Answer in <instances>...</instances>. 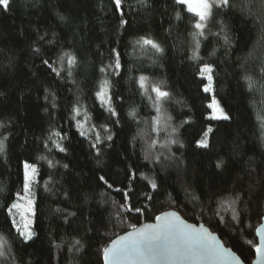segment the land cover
<instances>
[{"label":"trees","instance_id":"obj_1","mask_svg":"<svg viewBox=\"0 0 264 264\" xmlns=\"http://www.w3.org/2000/svg\"><path fill=\"white\" fill-rule=\"evenodd\" d=\"M233 4L213 10L199 61L198 17L176 0H123L120 10L113 0L0 7V264H103L112 240L172 210L253 262L264 215V11L260 0ZM142 38L163 52L136 44ZM113 49L119 74L108 67ZM204 63L214 69L212 92ZM106 79L116 115L97 96ZM155 86L170 94L159 113L148 99ZM213 98L228 119L211 118ZM74 109L90 133L81 135ZM26 163L36 170L27 242L8 212L25 192Z\"/></svg>","mask_w":264,"mask_h":264},{"label":"snow or ice","instance_id":"obj_2","mask_svg":"<svg viewBox=\"0 0 264 264\" xmlns=\"http://www.w3.org/2000/svg\"><path fill=\"white\" fill-rule=\"evenodd\" d=\"M115 8L120 10L122 7L123 0H113ZM143 2V0H141ZM177 4L187 5V11L194 13L198 19L194 23L195 29L198 31L193 33V39L195 42V49L193 51V59L199 61L201 57L198 55L200 48V39L198 37L206 38L205 28L208 22L212 19L214 9L234 7L233 0H176ZM262 11H264V0H260ZM10 5V0H0V7L7 10ZM123 17V12L120 13ZM179 19V17H178ZM264 20V17H261ZM121 25L127 23V21L121 19ZM262 41H264V34L261 36ZM225 43H228V37H224ZM136 44H140L141 47H150L156 52H163L161 46L151 39L142 38L136 41ZM114 54V63L109 65L116 74H119V69L121 68V54L115 49L112 50ZM75 58L69 57L68 64L70 66L75 65ZM45 64L48 61H44ZM101 72H105L106 68L102 67ZM201 75L208 80V85L204 88L205 92L212 91V80L214 69L211 64L204 63L199 69ZM264 72V68H262ZM57 71V75H59ZM70 74V73H69ZM249 83V88L251 89L254 84L250 77H246ZM146 77L141 76L139 78V84L142 89H146L145 85ZM109 87V81L106 79L102 83V90L97 93L98 98L104 96L105 98L101 101L102 104L106 103L111 105V97L106 95V90ZM264 87V85H262ZM151 92L155 93V98L149 95L148 99L152 100L156 107V111L159 113L161 111V103L170 97L167 91L162 90L161 87L155 86L151 88ZM209 107H215L216 110L220 112V116L211 117L213 119H228L229 117L225 115L222 109H219L216 105L215 100L209 105ZM76 114H79L78 109H74ZM108 111L112 115H116L115 110L109 106ZM131 115H135L132 113ZM170 119V117L168 118ZM264 122V118H261ZM166 124V121H165ZM156 127L153 131H159L161 125V118L158 117L155 120ZM83 128V125H80ZM174 131V130H173ZM209 132L212 131L211 128L208 129ZM59 135V133H55ZM81 135H85L84 131H81ZM207 135V133L205 134ZM109 140L111 136L107 137ZM97 143L101 142L100 136H96ZM201 146L206 147V143L201 141ZM60 151H64L62 147L58 144L56 145ZM96 145L93 144V147ZM3 150V141H0V151ZM25 169H32L33 173L36 171L33 165L25 164ZM104 180V177H100ZM107 183V181H104ZM30 179L27 171L25 172V182L24 191L26 193L31 192ZM153 188L156 187L155 184L152 185ZM108 187H112L111 184ZM119 191V189H117ZM124 199L127 200V193L124 194ZM33 201L28 199L27 201V211L34 215ZM20 205L13 203L9 209V215L12 214V209L19 208ZM121 207L126 208L129 212H140L141 209L134 208L128 205H122ZM175 214H166L165 217L157 216L156 220L161 221L155 225L149 224L142 228L135 229L134 231L113 240L110 247H106L103 250L104 264H210L214 261H222L223 264H229L230 261L234 260L235 264H242V261L231 251L224 249L222 245L218 244L216 237L211 236L203 228L196 229L192 225L185 224L179 217H176V222L168 221L167 216ZM16 224L15 219H13V225ZM25 229H27V224H25ZM19 235L24 239L25 242L32 238L33 233L31 231H25L17 229ZM261 240L255 245L254 251L256 254V260L259 264H264V232L260 233ZM3 244H0V257L4 256Z\"/></svg>","mask_w":264,"mask_h":264},{"label":"rangeland","instance_id":"obj_3","mask_svg":"<svg viewBox=\"0 0 264 264\" xmlns=\"http://www.w3.org/2000/svg\"><path fill=\"white\" fill-rule=\"evenodd\" d=\"M206 82H207V85H208V80L207 79H206ZM101 90H102V88H101ZM210 92H212V91H210ZM106 95L110 96L109 87L106 90ZM154 95H155V93H154ZM104 98H105L104 96L99 97L100 101H102ZM213 100H215L216 105L218 106V108L221 109L216 99L213 98L212 101H211V104L213 103ZM104 104L107 105V106H110V105H108L106 103H104ZM210 109H211V117L220 116V112L218 110H216L215 107H210ZM76 118H77L78 127L82 131L90 133L91 129L89 128L87 116L85 115V113L82 110H79V114L77 115ZM81 124L83 125V128L80 127ZM202 141H204L206 143V145H207V139H204ZM34 168H35V166H34ZM26 171H27L29 179L31 181V183H30V188H31L33 180L35 179V172L33 173L32 169H27ZM31 193H32V190H31L30 193L24 192L23 196L20 198V200L17 203V204L20 205V207L17 208V209H13L12 210V214H13V217H14V219L16 221V224H15L16 227L21 229V230L31 231L33 233V235H32V237H33L34 236V230H33L34 215L27 211V201H28V199H31L33 201L32 207H33V210H34V198H33ZM25 224H27V229H25ZM0 244H2L1 241H0Z\"/></svg>","mask_w":264,"mask_h":264},{"label":"water","instance_id":"obj_4","mask_svg":"<svg viewBox=\"0 0 264 264\" xmlns=\"http://www.w3.org/2000/svg\"><path fill=\"white\" fill-rule=\"evenodd\" d=\"M173 213L175 214V216H172V215H168V216H167L168 221H171V222L174 223V222H176V217H179V219L182 220L185 224L192 225L193 227H195V228L198 229V230L201 229V228H203V229L206 230L211 236H215V237H216V240H217V242H218V244L222 245L224 249H227V250L231 251V252L234 253L237 257H239V256H238V255H237V254H236L231 248L227 247V246L224 244V242L222 241V239L219 237L218 234L212 232V231H211L207 226H205L203 223H201V224H194V223L188 222V221L185 220V219H184V218H183L178 212L173 211V210H172V211L164 212V213H162V214H160V215H158V216H160V217H165L166 214H173ZM160 222H161V221H157L156 218H155L154 221H152V222H147V223H143L142 225L138 226V227L135 228V229L142 228V227H144L145 225H149V224L155 225V224L160 223ZM133 231H134V229H132V230H130V231H128V232H126V233H124V234H122V235L116 237L114 240L118 239V238L121 237V236L127 235V234H129V233H131V232H133ZM261 232H264V215H263V218H262L261 224H260L259 227L256 229V239H257V242H258V243H259L260 240H261V235H260ZM112 241H113V240H112ZM112 241L110 242V244L108 245V247L111 246ZM254 254H255V251H254ZM239 258H240V257H239ZM240 260L242 261L241 258H240ZM102 262H103V264H104V256H103V255H102ZM210 264H223V262H222V261H214V262H210ZM229 264H235V261L232 260V261L229 262ZM242 264H246V263H244V262L242 261ZM251 264H259V261L256 260V254H255V258H254V260H253V262H252Z\"/></svg>","mask_w":264,"mask_h":264}]
</instances>
